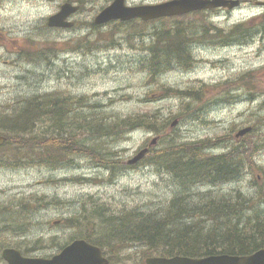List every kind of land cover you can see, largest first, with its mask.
I'll use <instances>...</instances> for the list:
<instances>
[{
    "label": "rangeland",
    "instance_id": "374dc122",
    "mask_svg": "<svg viewBox=\"0 0 264 264\" xmlns=\"http://www.w3.org/2000/svg\"><path fill=\"white\" fill-rule=\"evenodd\" d=\"M109 1L93 0L86 4L82 0L84 6L70 19L75 22L73 28L52 29L46 25L47 18L58 11L64 0H0V107L13 108L32 95L59 91L86 98V104L90 105H77L84 115L99 111L119 117L155 115L148 118L154 120L159 131L137 129L122 139L108 138L100 144V148L125 160L123 167H128L126 160L139 149L160 148L164 145L161 140L168 136L195 141L226 133L228 145L238 142L248 151V141L257 142L264 137V34L255 35L245 44H194L193 55L198 62L193 68L167 71L150 85L146 83V73L138 70V61L147 55L145 48L150 38H144L143 33L135 34L130 47L125 41L126 32L114 30V23L90 29L96 13ZM160 1L164 0H127L128 3ZM256 1H245L243 7L212 17L211 22L227 28L252 21L250 26L257 30L264 25V15L256 16L263 10L255 5ZM193 17L181 20L194 21ZM201 20L200 25H204L205 16ZM112 39L119 43L112 45ZM227 80L236 83H224ZM164 85L180 91L191 89L197 92L199 100L163 96L160 91ZM233 88L231 97L227 93ZM187 103L190 109L184 107ZM248 126L253 129L237 139L234 137L238 130ZM150 155H146V163ZM250 157L238 180L215 187L197 186L189 190L188 201L194 203L197 196L206 194L207 198L225 195V200L229 198L233 203V194L237 192L240 195L237 201L250 198V204L262 210L264 217L259 193L264 189V147ZM74 163L59 168L0 167V206L19 200L32 201V210L27 214L32 225L22 236L4 229L5 221L11 220L0 212V264H6L1 251L8 243L22 251L41 239L37 247L48 245V248L28 255L56 253L75 238L77 230L67 227L66 219L82 209L89 213L106 206L110 213L116 214L129 210L159 212L178 192L171 176L149 163L121 170L115 176L105 168L95 167L87 157H76ZM77 177L86 179L74 180ZM35 197L44 198L40 207H35ZM45 200L51 203L45 206ZM106 207L104 210L108 211ZM244 214L249 216L253 211ZM114 248L117 250L114 249L111 264H142L146 257L142 246Z\"/></svg>",
    "mask_w": 264,
    "mask_h": 264
},
{
    "label": "trees",
    "instance_id": "16d2710c",
    "mask_svg": "<svg viewBox=\"0 0 264 264\" xmlns=\"http://www.w3.org/2000/svg\"><path fill=\"white\" fill-rule=\"evenodd\" d=\"M181 19L162 18L157 25H153L154 21L141 20L114 23V30L126 32L125 41L130 47L135 34L143 33L144 38H150L145 48L147 55L138 61V70L146 73L147 84L157 83L167 71H187L194 67L192 46L197 42L192 31L194 27L201 28L204 33L214 31V36L221 37L222 45L242 44L257 32L264 34V25L254 30V26H250L252 21L248 22L249 25L235 23L220 28L206 20L204 25H200L201 19L187 22ZM118 43L112 39V45ZM224 83L233 85L236 80ZM160 92L163 96L174 94L199 100L197 92L191 89L180 91L164 85ZM227 94L234 97L231 92ZM80 103L86 104V98L55 91L27 97L13 108L0 107V134L5 136V142L0 147V167H70L75 164L76 157L82 156L98 166L109 168L111 174L115 175L116 171L122 169L123 161L115 157V152L100 148L102 141L108 138L122 139L137 129L159 131L152 119L155 115L143 113L119 117L104 115L100 111L84 115L78 111L77 105ZM184 107L190 109L188 103ZM228 140L226 133L195 141H179L172 136L162 139L164 145L151 151L149 164L167 172L178 188L164 210H129L116 214L110 213L106 206L108 211L103 206L89 213L82 209L66 219L67 227L75 228L76 235L101 246L109 254L117 250L115 246L126 249L135 245L144 247L145 256L248 254L264 248L263 211L254 209L250 198L237 201L240 195L235 192L234 201L230 203L231 200H225L223 195L209 199L202 194L191 203L186 197L189 190L197 186L215 187L238 180L244 174L245 161L253 152L264 147V137L257 142L248 141L250 151L238 142L228 145ZM74 180L78 181L80 177ZM259 193L264 205V189ZM43 199L35 197V207H40ZM30 202L19 200L0 206V212L11 220L9 223L3 219L7 225L4 229L15 236L28 232L29 225H32L27 218L32 210ZM44 203L46 206L51 202L45 200ZM251 211L253 214L249 216L244 214ZM80 228L84 231H80ZM40 242L41 239L35 240L32 245L26 242L30 246L22 252H33ZM6 247L20 248L10 243Z\"/></svg>",
    "mask_w": 264,
    "mask_h": 264
},
{
    "label": "water",
    "instance_id": "95a60500",
    "mask_svg": "<svg viewBox=\"0 0 264 264\" xmlns=\"http://www.w3.org/2000/svg\"><path fill=\"white\" fill-rule=\"evenodd\" d=\"M237 0H168L156 4H143L137 6H127L124 0H113L111 4L103 8L95 17L94 23L101 25L112 20H129L141 18L149 20L162 16H175L188 13L196 9L215 8L226 6L232 8L237 5ZM264 3V2H263ZM78 6L70 3L61 5L60 10L51 15L47 24L50 27H70L72 22L66 18L70 13L75 12ZM250 130L245 127L237 131L235 136L238 138ZM4 137L0 134V145ZM146 149L129 160V163L136 162L145 154ZM2 257L7 264H107L108 260L102 255L98 246L88 243L84 239H75L67 244L63 249L51 256L43 257H24L14 248H5ZM145 264H264V248L246 256L234 255H210L200 258H190L185 256L160 257L150 256L144 260Z\"/></svg>",
    "mask_w": 264,
    "mask_h": 264
},
{
    "label": "flooded vegetation",
    "instance_id": "af4514ba",
    "mask_svg": "<svg viewBox=\"0 0 264 264\" xmlns=\"http://www.w3.org/2000/svg\"><path fill=\"white\" fill-rule=\"evenodd\" d=\"M93 0H85L86 3H91ZM245 1L247 3H249L251 0H239V7H243V5L245 4ZM82 0L79 1V0H76L74 1L73 3H76L78 4L80 7H82ZM264 10V8H262ZM263 10H261L260 12H262ZM230 10L226 9V8H216V9H206V10H199V11H195L194 13H192V15H196V14H208V15H213V14H218V13H222V12H229ZM76 15V14H74ZM73 17V15L71 16V18ZM75 23V22H74ZM231 254H236V255H244V254H239V253H231Z\"/></svg>",
    "mask_w": 264,
    "mask_h": 264
},
{
    "label": "bare ground",
    "instance_id": "6f19581e",
    "mask_svg": "<svg viewBox=\"0 0 264 264\" xmlns=\"http://www.w3.org/2000/svg\"><path fill=\"white\" fill-rule=\"evenodd\" d=\"M230 195V194H229ZM225 196V195H224ZM227 196V195H226ZM226 198V197H225Z\"/></svg>",
    "mask_w": 264,
    "mask_h": 264
}]
</instances>
